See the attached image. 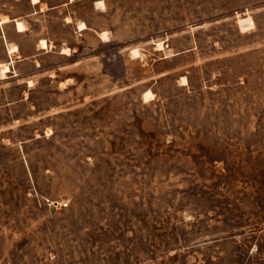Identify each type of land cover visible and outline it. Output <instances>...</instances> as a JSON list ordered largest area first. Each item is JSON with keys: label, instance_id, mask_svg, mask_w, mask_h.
Segmentation results:
<instances>
[{"label": "rangeland", "instance_id": "374dc122", "mask_svg": "<svg viewBox=\"0 0 264 264\" xmlns=\"http://www.w3.org/2000/svg\"><path fill=\"white\" fill-rule=\"evenodd\" d=\"M40 1L0 0V264H264V0Z\"/></svg>", "mask_w": 264, "mask_h": 264}, {"label": "crops", "instance_id": "0c3cea01", "mask_svg": "<svg viewBox=\"0 0 264 264\" xmlns=\"http://www.w3.org/2000/svg\"><path fill=\"white\" fill-rule=\"evenodd\" d=\"M41 3L42 2L40 0H38V2H36V3H32V0H30L31 5H37L38 6ZM37 9L41 10V7L38 6ZM33 11H35V10H33ZM4 17H5L4 20H2L0 18V48L3 51L5 59L12 60V57H15V59L19 58L18 54H20V45H19V41L17 38L19 37V35H21L22 33H24L26 31V26L28 24V21L26 19H22V17H18V16L17 17H14V16L6 17V16H4ZM16 21H20L24 25L23 30H18L17 27H15ZM40 40H45V42L47 44V48H41L40 47V44H39ZM37 41L38 42H36L35 40L31 41V44L29 47L30 50L22 56V57H24L23 59H31L32 60V58H36L39 55V49L40 50H44V49L46 50L47 49L46 52L50 51L49 40L44 39V38H38ZM11 46H15V50L11 51ZM62 49L63 48H59L57 53L59 55H68L67 53L61 52ZM35 60H36L35 63H34V60H32V62L37 67V66H39L38 60L37 59H35ZM9 63L10 62H8V64Z\"/></svg>", "mask_w": 264, "mask_h": 264}, {"label": "bare ground", "instance_id": "6f19581e", "mask_svg": "<svg viewBox=\"0 0 264 264\" xmlns=\"http://www.w3.org/2000/svg\"><path fill=\"white\" fill-rule=\"evenodd\" d=\"M36 2H38V0H32V3H36ZM238 22H239V25H240L241 28H246V27L250 26V24H252L250 16L240 17L238 19ZM15 23H16L15 27H17L18 30H23L24 29V26H23V24L20 21H16ZM78 27H79V29H84L86 26H85V24L83 22H81V23H79ZM100 36L105 37V33L102 32ZM39 44H40L41 48H45L46 45H47L45 40H40ZM13 50H15V46L11 47V51H13ZM7 69H8L7 65H4L3 67H0V74L3 73L4 71H6Z\"/></svg>", "mask_w": 264, "mask_h": 264}]
</instances>
